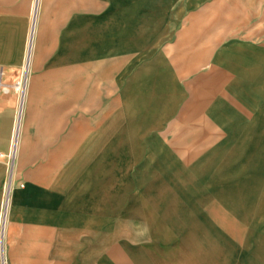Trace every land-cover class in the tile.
<instances>
[{
    "label": "crops",
    "instance_id": "0c3cea01",
    "mask_svg": "<svg viewBox=\"0 0 264 264\" xmlns=\"http://www.w3.org/2000/svg\"><path fill=\"white\" fill-rule=\"evenodd\" d=\"M196 1L0 0L6 264H264V0Z\"/></svg>",
    "mask_w": 264,
    "mask_h": 264
},
{
    "label": "rangeland",
    "instance_id": "374dc122",
    "mask_svg": "<svg viewBox=\"0 0 264 264\" xmlns=\"http://www.w3.org/2000/svg\"><path fill=\"white\" fill-rule=\"evenodd\" d=\"M221 0H198L196 1L195 6V19H207V17H210L211 21H217V22H226L228 24V28L226 30V37L227 38H235L238 37V6L237 9H235V5H238V0H223L225 3L224 8L227 9V11H218L219 6L218 3ZM261 3V2H260ZM204 6H210L211 12H202L204 9ZM261 15V14H260ZM249 17L250 14H245V17ZM231 26H235L232 28H229Z\"/></svg>",
    "mask_w": 264,
    "mask_h": 264
},
{
    "label": "built area",
    "instance_id": "2783aa9c",
    "mask_svg": "<svg viewBox=\"0 0 264 264\" xmlns=\"http://www.w3.org/2000/svg\"><path fill=\"white\" fill-rule=\"evenodd\" d=\"M0 86H1V74H0ZM22 90H23V76H21V78H19L14 84H13V91L15 94H17L18 96H21L22 94ZM6 190H5V194H4V198L0 207V231H1V227H2V223L5 217V212H6V207H7V196H6ZM0 264H6L1 252H0Z\"/></svg>",
    "mask_w": 264,
    "mask_h": 264
}]
</instances>
